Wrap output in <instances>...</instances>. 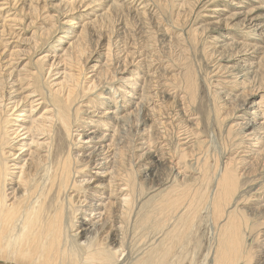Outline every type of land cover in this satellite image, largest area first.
<instances>
[{"label":"bare ground","instance_id":"obj_1","mask_svg":"<svg viewBox=\"0 0 264 264\" xmlns=\"http://www.w3.org/2000/svg\"><path fill=\"white\" fill-rule=\"evenodd\" d=\"M78 1L79 7L65 5L61 13L63 20L70 19L61 33L72 38V42L66 40L69 45L65 58L57 60L56 55L49 68L45 69L49 55L35 61L31 57L33 49H26L33 42L34 49L39 51L45 41H51L56 27L49 13L46 23L50 29L38 28L41 41L35 37L23 38L16 46L26 48L19 51L16 47L11 51L10 43L0 40V264H183L192 240L189 232L203 210L211 211L218 231L212 264H249L244 236L256 230L253 223L256 226L255 218L262 215L259 207L249 206V201L263 197L264 184L247 196L241 195L244 189L240 185L248 183L251 192L258 187L260 153L246 156L254 164L246 163V159L235 160L236 157L224 163L218 155L212 156L210 142L198 138L201 123L187 125L192 115L187 100L184 105L188 111L182 106V113L174 111L175 115L160 112L165 119L172 120L170 125L177 123L171 131L175 132L174 141L167 136L169 124L162 122L164 117L157 118L158 109L156 113L152 107L156 101L151 100H146V105L143 103V117L137 122L141 126L133 120L125 133V122L134 111H129L134 103L128 100L131 95H124L125 86L129 82L137 94L136 87L142 77V63L139 65L135 58L139 52L127 51L129 46L125 44L117 53V59H122L117 65L122 63L124 69L113 70L109 63L100 65L94 54L101 43L97 50H91L88 39L102 17L108 21L110 15L105 12L95 17L99 20L79 23L90 10L93 14L92 11L100 10L98 7L102 10L110 5L121 13L136 0ZM35 2L30 1L32 15L39 10ZM53 7V10L57 8ZM43 8L46 10V5ZM77 25L81 27L79 33L75 31ZM99 27V32L105 31L103 23ZM106 37L100 34V40L108 39L102 50L111 57L113 43ZM58 41L63 42L61 38ZM185 61L183 76H173L177 80L174 84L187 93L183 92L190 103H196L197 75L194 65ZM23 63L22 70H18V65ZM61 63L66 67L64 74L58 69ZM55 65L58 67L52 71ZM53 72H58L60 78L51 81ZM244 76V80L249 79H246L249 73ZM142 88L149 90L145 83ZM191 92L195 93L191 96ZM216 103L212 113L215 123L223 128L228 115L220 114L222 109ZM178 104L181 105L179 101ZM251 107H256L258 112L253 113L254 120L245 126L249 131L260 129L264 134V123L258 122L264 119V109L258 104ZM247 138L242 137L244 141ZM258 144L263 146L264 142ZM247 153H252V149ZM102 160L106 161L104 167H100ZM174 162L182 170L176 177H173ZM111 164L114 166L107 168Z\"/></svg>","mask_w":264,"mask_h":264},{"label":"rangeland","instance_id":"obj_2","mask_svg":"<svg viewBox=\"0 0 264 264\" xmlns=\"http://www.w3.org/2000/svg\"><path fill=\"white\" fill-rule=\"evenodd\" d=\"M17 1L20 3L17 4ZM23 1L24 0H0V40L6 41V43L9 42V49L11 51L14 48H20L19 51H22L26 47H23V45L17 47L16 44L18 41L23 38L30 39L34 37L38 40V38L40 39L41 36V32L38 29L39 27L50 29L49 23H46V16L49 13L52 17V24H55L56 27L50 37L51 41L47 43L45 40H43L45 42L43 43L42 50L39 51H36V49H34L35 44L33 42L30 44L31 48H26L29 50L33 49L31 50L32 55H30L32 58H34L35 61L45 55H49L50 57L47 59L50 60L45 69L49 68L48 66L56 60L54 59L56 55L57 56L55 58H57V60L59 57L65 58L68 50V45L72 42V38H69V40L61 33L65 31L64 27H68L69 24L67 23L69 22L67 21L70 20H63L61 13H63L62 11L63 9H65V5L67 6V8L71 7L72 4L79 7V1L34 0L36 1L34 4H38L39 8L36 15H32V11H30L31 0H25V2ZM117 1L120 2L121 0ZM59 3L62 5L60 6L61 8L58 7ZM45 5L47 7L46 10L43 8V6ZM55 6L60 9L56 8L55 10H53L52 7L55 8ZM22 7H25V12L23 11ZM42 8L43 10L40 11V9ZM109 8L110 5H107V7L102 10L98 7V9L100 10H96V14L94 13V11H92L95 15L91 13V10L89 11V14H87L88 10H86L87 12L84 14V16L87 14V17H84L81 22H77H80L79 25H83L84 23L93 22L92 20L96 21L97 18L95 17H98L105 12L110 15L111 19L108 21L106 19L104 21V18L102 17L100 23L98 22L97 24L98 28L96 27V30L94 31L91 29L92 34L88 39V44L91 50H95L99 43H101L100 46L97 47L98 51H95L94 54L95 56L97 55L95 59H99V62H101L100 65L109 63V66L113 70L119 71L120 69H124L122 63L121 65L120 63L117 65V62H120V60H122L121 58L117 59V53L119 52L118 49L122 48V46L125 44H128L125 45V47L129 46L128 49L126 48L127 51L133 53L139 52L138 54H135V58L137 60L136 62H140L139 65L142 63L140 65L142 70V77L141 80L139 79V86L136 87L137 94L133 93L129 82H126L127 86H125L126 89L124 95H128L129 97L131 95L128 100H130V103H134V106L129 111H134L130 119L126 120L125 122L124 132L126 133L130 130L133 120H136L135 123L141 121L140 119H142L143 117V107L146 103V100L156 101L152 107L154 108L155 112L156 109L159 110H157L158 113L156 112L159 115V117H157L158 119L165 116L161 115V113H174L173 115L176 114L174 111H179L182 113V106L186 111H188V108L186 109V105H184V103L188 102L187 105L189 104L192 106L191 108L189 107L192 115L189 117L191 121L188 122L187 125L191 124L192 126L194 124H199V122L201 123V125L199 124V128H202L201 130L199 129L200 133H197L198 138L201 140H206L208 144L210 142L209 145L212 156L216 157V155H218L220 159L223 160L221 161L224 163L228 159H235L236 157L235 160L246 159V163L251 162V164H254V160H251V158L247 159L246 156L250 154L253 155L256 151L260 153V171L257 173L259 174L257 176V183H259L260 185L258 184V187L255 188L256 190L252 192V189L249 190L250 188L248 183H242V185H240L242 186V190L244 189L243 194L241 195L247 196L256 192L258 188H260L261 185L264 184V144L263 146L262 144H258L260 141L264 142V134L260 129H258L257 131H252V129H250L249 131L247 129L249 127L245 126V124H248L250 120H254L252 119L254 115L253 113L258 112L256 107L255 109H253L251 106H254V104H258L264 109V0H136L135 3L127 6V8H125L124 11H121V13ZM81 9L84 10L85 8ZM26 13L28 14L27 17ZM102 23L105 31L99 32V24ZM79 25L75 26V31H77V33L81 31V27ZM61 29L64 30L62 31ZM114 30L117 31L115 32V34ZM3 31L5 33L2 34ZM20 31H22L23 33ZM100 34H103V36L105 35L107 36L106 38H111L112 40L113 46L111 47V57L107 54L105 56V52L104 50H102L105 48V44H108V39L100 40ZM16 38H18L19 40ZM58 38H61L63 42L58 43ZM146 40L147 42H145ZM39 41H41V39ZM61 52L63 53V55ZM114 56H116L114 60L111 59ZM210 58H212L213 60ZM222 58L225 59L226 62L221 61L220 59ZM185 59H187V63H192V66L194 65L193 68L197 75L196 80L198 83V91L196 93L198 96L196 103L193 102L194 104L189 102L190 98L188 96H185V94L187 95V93H185L181 88H178L181 86H176L174 84L175 82H177V80H174L173 76L182 74V64ZM107 60L109 61L107 62ZM146 62L148 64L150 62L151 63L148 65ZM23 65L24 63L19 64L18 70H22ZM145 65H148V68ZM58 66L55 65V69L53 68L52 71L56 70L58 67L61 74H64L66 72V67H64L62 63ZM218 66H220V69L221 67H224L227 70L220 71ZM246 73H249V76H247L246 79L249 78L248 80L250 82H248V80H244V75ZM45 76H47L48 78L49 75H47L46 73ZM60 76L57 72V74H53V77L50 80H57L60 78ZM250 76L254 79H252ZM150 80L151 82L155 83H151ZM144 83L147 85V89H149L150 91L144 90V88H142L144 87ZM251 83L253 87L250 88L248 86H252ZM245 86H247V89ZM150 87H152L151 89L155 90H151ZM129 92L131 93L129 94ZM194 93L195 92H191L190 95L192 96ZM258 93L260 94L258 95ZM116 95L119 96L120 93L118 92ZM122 100L123 99L121 96L118 102L119 107ZM178 101L181 105L178 104ZM214 101L217 102L216 104H219L218 107H221L222 109L220 114L225 113L223 114L224 117L228 115V118L226 119L227 121L225 122V125H223V128L215 123L213 115L214 113H212L214 112L215 108ZM172 102L176 103V105L173 104V106H171L168 104ZM122 104L123 102L121 103V105ZM172 107L174 108V110ZM116 110L117 109H115V111ZM118 113H122V111L119 110ZM231 114H233V116H231ZM165 118L166 117H164V119ZM164 119L162 122H166L167 124L172 121H170V119ZM178 119L181 120L180 115L177 116V120ZM258 122L264 123V119H259ZM174 123L175 124H169L167 126L169 129L171 128L170 132H168L169 135L167 134L168 138L171 139V141L175 140V138L173 139V136H175V132L171 133V131H173L172 126H175L177 124L176 122ZM138 125L140 127L141 123H139ZM232 126L236 127H234V129L232 130L233 132L229 134ZM162 131L164 132L165 130ZM243 132L245 133L244 135ZM243 136H248V138L244 141L242 139ZM241 141L243 144L241 143ZM252 144L255 146H250ZM211 148L213 151L211 150ZM259 148H261L262 150ZM250 149H252V153H247L248 150L250 151ZM230 153L232 157L230 156ZM114 161H112L111 163H114ZM100 163V167H104L106 161L102 160L100 161ZM251 164L249 165L251 166ZM173 165L175 166L173 177L181 175V167L177 165L176 168L175 162ZM112 166H114V164L109 165L107 168H112ZM103 171L99 173H102ZM261 171L262 173H260ZM249 206L259 207V214L262 215L255 218L256 226L253 223V227L256 230L253 231V233H245V252L248 251V255L250 256L247 257L246 260L249 261V264H264V214L261 213L264 210V195L263 197H254L250 199ZM95 223H97V220ZM214 226L215 225L212 220L211 211L209 213L208 210H203L198 219L195 221L194 227L189 232V238L192 240L189 245L188 253L182 260L183 264H212V257L218 240V231L216 226ZM191 232L192 234L190 235Z\"/></svg>","mask_w":264,"mask_h":264}]
</instances>
